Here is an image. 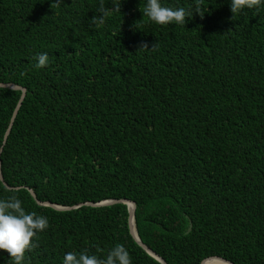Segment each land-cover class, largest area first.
<instances>
[{
    "label": "trees",
    "instance_id": "16d2710c",
    "mask_svg": "<svg viewBox=\"0 0 264 264\" xmlns=\"http://www.w3.org/2000/svg\"><path fill=\"white\" fill-rule=\"evenodd\" d=\"M163 2L193 16L159 25L147 0H122L93 24L112 0H0V82L27 88L1 150L22 90L0 86L1 168L21 186L0 179V198L49 219L23 264L116 244L132 264H164L127 203H86L113 198L136 202L141 240L168 264H264V6Z\"/></svg>",
    "mask_w": 264,
    "mask_h": 264
},
{
    "label": "clouds",
    "instance_id": "9594fccd",
    "mask_svg": "<svg viewBox=\"0 0 264 264\" xmlns=\"http://www.w3.org/2000/svg\"><path fill=\"white\" fill-rule=\"evenodd\" d=\"M111 4L113 6L109 7L101 3L99 15L92 17L93 24H103L110 14L121 11L122 0H112ZM253 6H264V0H230L233 13ZM193 13L190 8L171 6L163 0H147L144 8V14L149 20L159 25L186 24ZM145 48H149L147 43H142L139 49ZM36 60L37 67H45L50 63L47 52L39 53ZM48 227V217L26 210L19 196L0 198V250L9 254L7 264H23L26 251L34 245V238ZM62 264H132V257L125 245L116 244L103 256L87 249L66 251Z\"/></svg>",
    "mask_w": 264,
    "mask_h": 264
},
{
    "label": "water",
    "instance_id": "95a60500",
    "mask_svg": "<svg viewBox=\"0 0 264 264\" xmlns=\"http://www.w3.org/2000/svg\"><path fill=\"white\" fill-rule=\"evenodd\" d=\"M0 86H4V87H11V88H16V89H21L22 90V94L20 96V99L18 101V104L17 106L15 107L14 111H13V114H12V117H11V121L9 123V126L5 132V135H4V140H3V145L1 147V150L3 149L4 147V144L6 143L7 139H8V136L11 132V129H12V126L14 124V121L16 119V116H17V113H18V110L23 102V99L26 95V91H27V88L24 87V86H21L19 84H16V83H11V82H0ZM0 179L3 181V183L8 187V188H20L21 186H12L10 185L4 178V174L2 172V168H1V163H0ZM30 192L31 194L33 195V197L40 203V204H47V205H51V206H54L56 208H59V209H68V208H71V207H75L74 206H62V205H57L55 203H52V202H45V201H41L37 198V195L35 193V191L30 188ZM116 202H125L128 204L129 206V221H130V228H131V232L132 234L134 235V237L136 238V240L140 243V245H142V247L144 249H146L149 253H151L153 256H155L157 259H159L160 261H162L164 264H168L166 262V260L164 258H162L160 255H158L155 251H153L146 243H144L139 234H138V230H137V226H136V221H135V212H136V202L134 200H131V199H128V198H113V199H106V200H103V201H99V202H86V203H89V204H92V205H106V204H113V203H116ZM132 204V205H131ZM213 257H217L219 259H221L223 261V263L221 264H235L233 261L229 260V259H226L222 256H219V255H214V256H209V257H206L205 259H208V258H213ZM203 259L201 264L203 263V261L205 260Z\"/></svg>",
    "mask_w": 264,
    "mask_h": 264
},
{
    "label": "bare ground",
    "instance_id": "6f19581e",
    "mask_svg": "<svg viewBox=\"0 0 264 264\" xmlns=\"http://www.w3.org/2000/svg\"><path fill=\"white\" fill-rule=\"evenodd\" d=\"M132 205V204H131ZM206 260V259H205ZM204 260V261H205ZM221 263H223V261L221 260V259H219V258H215V257H213V258H208L206 261H205V263L204 264H221Z\"/></svg>",
    "mask_w": 264,
    "mask_h": 264
}]
</instances>
